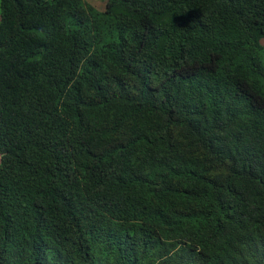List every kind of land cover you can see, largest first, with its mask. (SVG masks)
Returning a JSON list of instances; mask_svg holds the SVG:
<instances>
[{
    "label": "trees",
    "instance_id": "1",
    "mask_svg": "<svg viewBox=\"0 0 264 264\" xmlns=\"http://www.w3.org/2000/svg\"><path fill=\"white\" fill-rule=\"evenodd\" d=\"M264 0H0V264H264Z\"/></svg>",
    "mask_w": 264,
    "mask_h": 264
},
{
    "label": "clouds",
    "instance_id": "2",
    "mask_svg": "<svg viewBox=\"0 0 264 264\" xmlns=\"http://www.w3.org/2000/svg\"><path fill=\"white\" fill-rule=\"evenodd\" d=\"M88 1V0H87ZM100 2L99 3H94V2H92L91 0H89L88 2L91 4V5H93L94 7L96 6V7H102V8H97L98 10H100V11H102L103 9H104V6H105V1L106 0H99ZM95 7V8H96Z\"/></svg>",
    "mask_w": 264,
    "mask_h": 264
},
{
    "label": "rangeland",
    "instance_id": "3",
    "mask_svg": "<svg viewBox=\"0 0 264 264\" xmlns=\"http://www.w3.org/2000/svg\"><path fill=\"white\" fill-rule=\"evenodd\" d=\"M91 1L94 2V3H99L100 2L99 0H91ZM96 8H102V7H96ZM260 42H261L262 45H264V38H262Z\"/></svg>",
    "mask_w": 264,
    "mask_h": 264
}]
</instances>
